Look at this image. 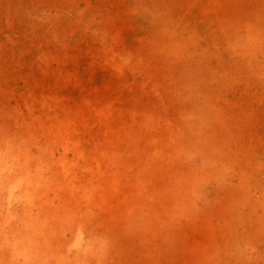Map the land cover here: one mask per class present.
<instances>
[{"label": "rangeland", "instance_id": "374dc122", "mask_svg": "<svg viewBox=\"0 0 264 264\" xmlns=\"http://www.w3.org/2000/svg\"><path fill=\"white\" fill-rule=\"evenodd\" d=\"M0 264H264V0H0Z\"/></svg>", "mask_w": 264, "mask_h": 264}]
</instances>
